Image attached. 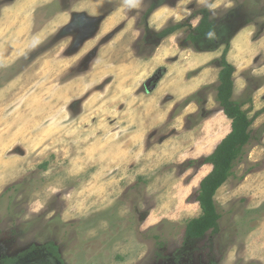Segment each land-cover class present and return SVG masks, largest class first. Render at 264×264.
<instances>
[{"label": "rangeland", "instance_id": "1", "mask_svg": "<svg viewBox=\"0 0 264 264\" xmlns=\"http://www.w3.org/2000/svg\"><path fill=\"white\" fill-rule=\"evenodd\" d=\"M79 1L0 0V230L19 218L1 242L54 243L64 264H264V112L215 193L218 233L184 237L211 170L186 163L230 131L215 100L225 41L233 100L264 108V0H158L160 28L143 18L153 0H129L116 29L65 27ZM202 9L223 24L193 46Z\"/></svg>", "mask_w": 264, "mask_h": 264}, {"label": "trees", "instance_id": "2", "mask_svg": "<svg viewBox=\"0 0 264 264\" xmlns=\"http://www.w3.org/2000/svg\"><path fill=\"white\" fill-rule=\"evenodd\" d=\"M156 1L153 0L151 2L143 16L144 19L159 7V1ZM210 15L209 9H202L198 12L199 23L196 27L190 29L186 37V40L193 46L200 41L211 38L213 33L223 24L218 25V20L211 19ZM183 27V23H178L170 25L159 32L149 31L148 28H145L143 37L146 42L154 40L156 42L155 46ZM229 44V40L225 41L222 55L214 61V64L215 67L220 69L215 100L224 116L230 120V131L210 155L197 160H190L186 163L189 167L195 164L211 166L210 172L199 182L196 192L195 201L201 209V214L188 220L185 225L184 237L188 241L202 239L208 232L211 234L218 233L221 214L218 212L214 200L215 193L232 175L234 165L242 160L245 147L253 139V123L264 112V108L254 111L250 97L242 101L233 100V74L235 69L226 60ZM48 246L49 248L47 249L55 255L57 249L54 244L49 242ZM160 255L159 253L158 256Z\"/></svg>", "mask_w": 264, "mask_h": 264}, {"label": "crops", "instance_id": "3", "mask_svg": "<svg viewBox=\"0 0 264 264\" xmlns=\"http://www.w3.org/2000/svg\"><path fill=\"white\" fill-rule=\"evenodd\" d=\"M38 2L39 0H32ZM181 1L178 0L176 3V6L172 9L179 10V12H182V6ZM192 1V0H189ZM217 0H213V2H216ZM219 1V0H218ZM217 3V2H216ZM129 5V0H80L79 2L69 6L68 8L63 9V15L68 16V21L65 25L69 26L72 24V22L75 20V18L83 16L87 20H91L93 22L97 23V27H104L106 29H116L119 27L122 23L127 21V17H125V12L127 9V6ZM164 6H159L156 10L153 11V13L150 15L151 23L155 28H160L163 24L162 20L160 21L158 18L159 13L161 12V9ZM186 8L185 10H187ZM211 10H213L211 8ZM132 18V16H131ZM152 28V27H151ZM109 29L107 31L109 32ZM153 30H157L152 28ZM93 33H91V36ZM90 36V37H91ZM90 48V45L85 46V50Z\"/></svg>", "mask_w": 264, "mask_h": 264}, {"label": "flooded vegetation", "instance_id": "4", "mask_svg": "<svg viewBox=\"0 0 264 264\" xmlns=\"http://www.w3.org/2000/svg\"><path fill=\"white\" fill-rule=\"evenodd\" d=\"M13 217V215H12ZM18 221L19 218H11V222L8 225H11V229L6 225L0 230V235H8L10 233L14 237L15 230H18ZM4 225V221L0 219V227ZM15 225V226H14ZM11 230V231H10ZM3 239L0 240V264H64L62 258L61 248L54 244L56 247V254L54 255L49 249H47L48 243L44 245H29L25 249H19L16 242L13 240L11 243H2ZM174 263L179 264V257L174 255ZM177 258V259H176ZM177 260V261H176ZM162 263V261H157Z\"/></svg>", "mask_w": 264, "mask_h": 264}]
</instances>
